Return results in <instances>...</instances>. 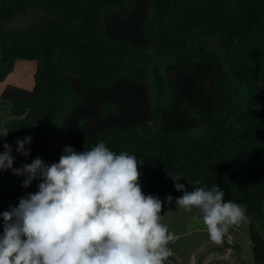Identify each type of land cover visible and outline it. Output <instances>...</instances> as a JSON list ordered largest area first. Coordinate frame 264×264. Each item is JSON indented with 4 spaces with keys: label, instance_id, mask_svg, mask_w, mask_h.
I'll use <instances>...</instances> for the list:
<instances>
[{
    "label": "trees",
    "instance_id": "obj_1",
    "mask_svg": "<svg viewBox=\"0 0 264 264\" xmlns=\"http://www.w3.org/2000/svg\"><path fill=\"white\" fill-rule=\"evenodd\" d=\"M17 60L36 71L31 91L0 96L14 168L58 162L59 132L77 152L103 141L134 155L142 191L162 201L183 195L168 175L189 192L215 183L244 208L264 264V0H0V83ZM26 136L28 158L14 143ZM23 179L0 172V213L36 191Z\"/></svg>",
    "mask_w": 264,
    "mask_h": 264
},
{
    "label": "clouds",
    "instance_id": "obj_2",
    "mask_svg": "<svg viewBox=\"0 0 264 264\" xmlns=\"http://www.w3.org/2000/svg\"><path fill=\"white\" fill-rule=\"evenodd\" d=\"M31 140L16 139L15 152L28 158ZM12 152L5 142L0 172L23 176L24 189L39 182L35 192L0 213V264H165L172 255L168 245L175 235L160 213L173 197L162 201L144 194L134 155L116 153L100 141L82 152L65 146L58 162L36 157L14 168ZM168 176L183 193L175 205L186 212L198 209L212 242L221 243L230 226L247 219L238 203L225 202L215 183L189 192L178 183L181 176Z\"/></svg>",
    "mask_w": 264,
    "mask_h": 264
},
{
    "label": "rangeland",
    "instance_id": "obj_3",
    "mask_svg": "<svg viewBox=\"0 0 264 264\" xmlns=\"http://www.w3.org/2000/svg\"><path fill=\"white\" fill-rule=\"evenodd\" d=\"M33 19L31 14L20 17L10 24V28H23ZM35 71L36 62L15 61L12 72L0 83V96L7 87L31 91ZM8 119L7 113L0 111V125L6 124ZM50 139L55 142L54 149L60 158L68 145L59 132L50 134ZM160 214L163 215L161 223L175 235V240L170 242L172 255L167 264H254L247 219L230 226L222 242L216 244L209 239L198 209L186 212L172 201Z\"/></svg>",
    "mask_w": 264,
    "mask_h": 264
}]
</instances>
